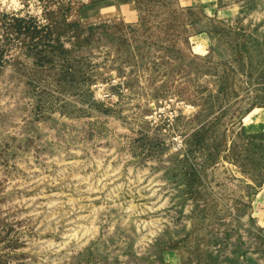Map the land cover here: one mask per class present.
<instances>
[{
  "label": "rangeland",
  "instance_id": "374dc122",
  "mask_svg": "<svg viewBox=\"0 0 264 264\" xmlns=\"http://www.w3.org/2000/svg\"><path fill=\"white\" fill-rule=\"evenodd\" d=\"M0 264H264V0H0Z\"/></svg>",
  "mask_w": 264,
  "mask_h": 264
}]
</instances>
